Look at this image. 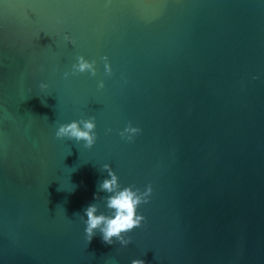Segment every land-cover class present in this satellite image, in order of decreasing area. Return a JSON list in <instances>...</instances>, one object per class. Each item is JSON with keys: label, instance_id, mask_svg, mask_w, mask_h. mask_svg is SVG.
<instances>
[{"label": "water", "instance_id": "95a60500", "mask_svg": "<svg viewBox=\"0 0 264 264\" xmlns=\"http://www.w3.org/2000/svg\"><path fill=\"white\" fill-rule=\"evenodd\" d=\"M0 264H264V0H0Z\"/></svg>", "mask_w": 264, "mask_h": 264}]
</instances>
